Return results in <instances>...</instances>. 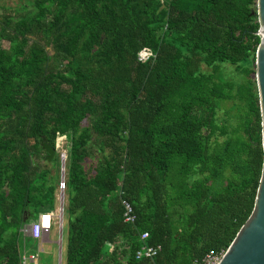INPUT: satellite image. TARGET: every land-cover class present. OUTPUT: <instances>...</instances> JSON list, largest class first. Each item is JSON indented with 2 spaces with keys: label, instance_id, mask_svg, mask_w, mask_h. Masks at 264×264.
<instances>
[{
  "label": "trees",
  "instance_id": "trees-1",
  "mask_svg": "<svg viewBox=\"0 0 264 264\" xmlns=\"http://www.w3.org/2000/svg\"><path fill=\"white\" fill-rule=\"evenodd\" d=\"M255 3L32 0L0 19V264H22L35 240L21 227L54 208L36 158L57 135L65 264H202L227 248L252 210L263 151L255 85L233 91L221 65L254 72ZM144 46L153 55L139 61ZM94 134L111 152L85 166ZM144 243L160 249L138 258Z\"/></svg>",
  "mask_w": 264,
  "mask_h": 264
},
{
  "label": "rangeland",
  "instance_id": "rangeland-1",
  "mask_svg": "<svg viewBox=\"0 0 264 264\" xmlns=\"http://www.w3.org/2000/svg\"><path fill=\"white\" fill-rule=\"evenodd\" d=\"M32 0H0V19H2L3 16L9 15V16H18L26 10L30 9L29 7L30 2ZM2 44L5 47H8L9 42L6 39L2 40ZM48 50L52 52L51 47H48ZM245 64L249 65L254 70V59L252 57H249ZM203 69L207 70L209 69L206 65H203ZM222 73L225 78L231 80L233 82L234 88L233 91H235L237 85L239 83H244L247 79H250L253 84L255 85V77L254 72L251 74H246L241 72V70L237 69L232 64H222L221 65ZM231 101L227 100L223 103V106L221 109L218 110V114L220 116V121L223 119V107H226ZM90 118H85L83 121V125H88L90 122ZM64 139L57 135L56 141H55V147H56V156L54 161L51 162L52 157L50 160L46 159V152H41L40 156L36 158V161L39 164V169H46L47 170V177L48 182H51L54 187V194H55V204H54V212L58 213L60 212L58 216L55 217V223L52 225V227L49 230V239L50 241H46L42 243L43 249H35L37 251V258L34 260L35 264H58V258H59V250L61 243V264H65V248H66V237H67V230H68V217L65 213L66 211V205H67V195L65 193V188L63 185V182L66 178V172H65V166L62 174L61 169V161H62V153L63 156L66 157V149L63 145ZM88 148L90 149V155L87 159L88 162L85 163V166L95 164L99 157H101V154L103 152L110 153L111 150L109 146L106 144L103 146V143L101 141L100 137H97L95 134L92 135L91 140L88 142ZM65 153V154H64ZM64 162H66V158H64ZM61 191H63V196L61 197ZM61 200H62V209H58V207H61ZM61 217V225H60V218ZM32 218L29 217L28 220ZM47 234V233H46ZM59 234L61 235V242L58 241ZM48 235L44 236L45 239H47ZM27 241H30V243H34V238L26 239ZM36 242V241H35ZM36 246V245H35ZM27 252H30L27 251Z\"/></svg>",
  "mask_w": 264,
  "mask_h": 264
},
{
  "label": "water",
  "instance_id": "water-1",
  "mask_svg": "<svg viewBox=\"0 0 264 264\" xmlns=\"http://www.w3.org/2000/svg\"><path fill=\"white\" fill-rule=\"evenodd\" d=\"M255 13L259 24L256 31L259 41L254 52V77L263 151L261 170L252 210L223 251L217 264H264V0H256ZM42 147L46 152V159L50 160L56 152V147L45 140L42 141ZM64 158L65 156L62 154V174ZM60 194L62 197L63 191ZM60 203L62 209V200Z\"/></svg>",
  "mask_w": 264,
  "mask_h": 264
},
{
  "label": "built area",
  "instance_id": "built-area-1",
  "mask_svg": "<svg viewBox=\"0 0 264 264\" xmlns=\"http://www.w3.org/2000/svg\"><path fill=\"white\" fill-rule=\"evenodd\" d=\"M153 55L152 50L149 47H141L137 51V59L139 61H146ZM60 136V135H59ZM62 137V136H61ZM63 154V153H62ZM65 154V153H64ZM121 204L123 205V218L127 222H134L136 219V214L133 210V206L131 202L127 198L121 199ZM60 209V207H58ZM60 212L55 213L54 210H46L43 212H40L37 217L31 218L29 222L25 223L21 227L22 234L25 236H29L34 239H40L44 232H47L50 230L52 225L55 223V217L60 215ZM60 219V225H61V217ZM139 237L141 240H146L148 237V231L143 230L140 232ZM58 241L61 242V235L59 234ZM61 247V243L59 244ZM160 249L159 245H149L144 243L137 251H136V257H152L157 254L158 250ZM223 253L222 251L214 252L209 251L205 253V255L202 258V264H217L221 255ZM37 251H24L21 262L22 264H35L34 260L37 258ZM58 264H61V248L59 250V258H58Z\"/></svg>",
  "mask_w": 264,
  "mask_h": 264
},
{
  "label": "crops",
  "instance_id": "crops-1",
  "mask_svg": "<svg viewBox=\"0 0 264 264\" xmlns=\"http://www.w3.org/2000/svg\"><path fill=\"white\" fill-rule=\"evenodd\" d=\"M49 231H47V232H44L43 233V235L41 236V238L40 239H35V249H38V250H40V249H43V247H42V243L43 242H46V241H50V239H49V233H48ZM47 233V234H46ZM47 236L48 235V237H47V239H45L44 238V236ZM61 248H62V246H61ZM35 249H34V251H35ZM37 250V251H38ZM33 251V250H32ZM61 261H62V259H61Z\"/></svg>",
  "mask_w": 264,
  "mask_h": 264
}]
</instances>
